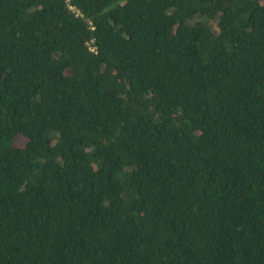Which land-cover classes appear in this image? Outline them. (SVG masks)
I'll return each instance as SVG.
<instances>
[{
	"label": "trees",
	"instance_id": "16d2710c",
	"mask_svg": "<svg viewBox=\"0 0 264 264\" xmlns=\"http://www.w3.org/2000/svg\"><path fill=\"white\" fill-rule=\"evenodd\" d=\"M0 264H264V0H0Z\"/></svg>",
	"mask_w": 264,
	"mask_h": 264
},
{
	"label": "rangeland",
	"instance_id": "374dc122",
	"mask_svg": "<svg viewBox=\"0 0 264 264\" xmlns=\"http://www.w3.org/2000/svg\"><path fill=\"white\" fill-rule=\"evenodd\" d=\"M24 140H23V138L21 137V136H16L15 137V145L16 146H22V145H24Z\"/></svg>",
	"mask_w": 264,
	"mask_h": 264
}]
</instances>
